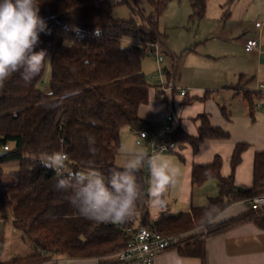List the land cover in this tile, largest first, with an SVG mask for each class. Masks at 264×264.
<instances>
[{
	"label": "trees",
	"instance_id": "trees-1",
	"mask_svg": "<svg viewBox=\"0 0 264 264\" xmlns=\"http://www.w3.org/2000/svg\"><path fill=\"white\" fill-rule=\"evenodd\" d=\"M171 1L40 0V16L51 34H40L36 51L47 52L46 62L31 81L26 82L17 73L0 88V150L3 151L0 174L4 164L19 163V170L14 173L17 182L0 184V219L7 218L9 212L14 229L31 244L34 253L0 264H43L56 257L109 258L127 246L130 236L124 229H134V218L138 219V226L163 235L191 233L178 248L179 253L207 264L205 238L194 233L203 225L204 210L216 206L220 215L234 203L264 195V151L254 157L252 187L235 185L236 169L249 148L245 143L235 146L227 177L221 174L220 156L212 163L193 167L194 186L217 180L219 194L208 205L194 206L177 215L163 211L157 220L150 215L147 167L137 173L143 189L137 213L120 225L73 218L76 210L67 199L70 193L55 187L58 177L69 173L98 171L107 176L110 169L122 167L116 160L125 129L153 131V124L143 123L139 117V108L149 101L153 87L143 71V61L151 56L149 44H163L159 20ZM145 2L150 9L142 6ZM207 3L208 0H190L192 23L206 17ZM119 5H126L131 16L115 17L114 8ZM96 29L100 31L99 37L94 35ZM48 62L52 73L49 90L44 91L39 84ZM166 71L175 79L168 67ZM240 91L253 105L258 94ZM221 112L229 119L227 107H222ZM197 120L200 121L197 136L177 128L157 137V144L190 145L196 154L206 140L230 138L227 131L213 126L206 114L199 115ZM88 136L95 138V154L89 151ZM55 152L68 156L64 173L59 174L41 163L46 155ZM244 222H253L264 230V209L249 208L237 217L208 225V236Z\"/></svg>",
	"mask_w": 264,
	"mask_h": 264
},
{
	"label": "crops",
	"instance_id": "crops-1",
	"mask_svg": "<svg viewBox=\"0 0 264 264\" xmlns=\"http://www.w3.org/2000/svg\"><path fill=\"white\" fill-rule=\"evenodd\" d=\"M211 2L208 0L203 21L210 19ZM241 2L244 4H241L243 7L237 13L234 24L235 10ZM232 5L234 8H231L232 12L230 11V60H226L223 65H217L214 59L221 56L226 58L227 47H223L219 54L218 51L214 53L209 51L210 54L198 60L197 67L200 68L196 76L199 79L198 84L187 85L191 88H185L188 90L186 96L173 93L167 100H160L157 97L159 87L154 85L150 90L149 101L139 108L141 121L153 124V132L162 126L167 116L173 115L174 120L171 123L173 129L181 128L190 135L197 136L200 128L197 117L206 114L213 126L220 127L230 134L227 140L204 141L196 154L190 145H186L180 152L172 151L179 157L182 156L180 158L183 166H180V176L176 185L168 191L169 198L174 199L176 203V209L171 210L167 202L166 208L170 214L187 212L194 206H206L211 198L219 194L215 179H210L200 186L193 185L194 166L212 163L216 156H220L223 160L221 174L227 177L231 173L230 162L235 146L239 143L248 144L249 148L244 152L242 162L236 169L234 182L238 188H250L253 185L254 157L256 153L264 151V94L260 90V85L264 84V0H235ZM259 22L262 23L261 27H257ZM249 39H258L261 42L259 50L252 54L245 50V43ZM167 54L170 57L168 68L175 74L177 80L180 59L169 52ZM238 87L239 89H236ZM240 89L248 90L254 95L258 94L253 98V105L244 98ZM223 93L232 95L230 105L225 97L221 98ZM224 106L229 112V119L222 115L221 108ZM164 135L165 132H160L159 137ZM134 139L130 128L123 131L119 155L129 154V147L132 142L134 143ZM168 158L172 162L175 161L173 157ZM174 190L176 193H173ZM248 209L246 201L234 203L217 217L215 223L237 217ZM165 210L150 205L151 218L157 220ZM15 231L12 219H0V248H3L5 241V248L11 244ZM205 241L207 264H264V230L253 222H244L221 233L207 236ZM11 254L10 249L8 252H1L0 262L10 260ZM53 263L98 264L95 258L61 257L54 258ZM156 264L203 263L199 258L181 255L178 249H170L158 256Z\"/></svg>",
	"mask_w": 264,
	"mask_h": 264
},
{
	"label": "clouds",
	"instance_id": "clouds-1",
	"mask_svg": "<svg viewBox=\"0 0 264 264\" xmlns=\"http://www.w3.org/2000/svg\"><path fill=\"white\" fill-rule=\"evenodd\" d=\"M40 0H0V88L19 73L26 82L37 76L47 59L45 50L36 51L40 34H51L40 16ZM94 35L100 36L96 29ZM89 151L95 154V138L88 136ZM67 154L55 152L46 155L41 163L60 172ZM147 167L150 179L147 196L149 204L164 209L167 193L180 176V169L167 157L144 150L128 154L122 167L109 170L107 176L98 171L69 173L58 177L56 189L69 192L67 196L76 210L73 218H84L97 224L120 225L134 218L143 189L137 173ZM219 210L210 206L203 212V225L216 222Z\"/></svg>",
	"mask_w": 264,
	"mask_h": 264
},
{
	"label": "rangeland",
	"instance_id": "rangeland-1",
	"mask_svg": "<svg viewBox=\"0 0 264 264\" xmlns=\"http://www.w3.org/2000/svg\"><path fill=\"white\" fill-rule=\"evenodd\" d=\"M211 1V7L209 11L210 19H207L206 21L202 20L198 24H194L190 21V0L171 1L160 17L159 30L164 36L163 44H161V48L164 51L165 57L164 65L166 67H169L170 65V57L166 54L167 51L180 59V68L178 72L179 78L176 80V86L179 90L181 88L185 89L186 87L190 89L191 87L187 85L198 84L199 79L196 76L199 73L198 70H200V68L197 67V62L200 58H203V56L210 54L209 51L212 53L218 51L217 53L219 54L223 50V47H227L228 56L226 58L221 56V58L214 59L217 65H223L225 64L226 60H230V11L232 12L231 8H234V5H232L234 2L230 3V0ZM242 2L235 10L234 24H236L237 13L241 11L243 7L241 4L244 3ZM142 6L146 9H150L146 2L142 3ZM113 14L118 18H128L131 16V11L126 5H119L114 8ZM143 70L146 74L148 82L152 86L161 84L160 74L158 72L154 57L149 56L144 59ZM51 73V64L48 62L44 77L39 84L40 88L44 91L49 90ZM179 90L175 93L179 94ZM223 97L227 99L228 105H230L232 95L230 93H223L221 98L223 99ZM160 132H165L164 121L162 126L155 132H148V139L144 140L141 145H138L136 141L138 135L136 132L134 133L131 131L132 135L135 137V141L134 143L132 142L131 146L129 147V154L137 150H144L150 154L153 145L157 143V137H159ZM185 146L186 145L177 146V150L180 152L185 148ZM1 153H3L2 150H0V154ZM158 153L167 158L173 157L175 160L173 163L179 169L180 166H183V161L177 154L172 153L171 151ZM127 158V154H120L117 157V164L123 166ZM18 170V162H8L4 164L2 166V173L0 174V184L14 185L17 182L14 173ZM173 193H176V190H174ZM167 202L169 203V209H176V203L174 202V199L169 198L168 193ZM165 209V211L169 210L168 208ZM7 219H12L9 212ZM5 247L6 241L3 244V248H0V253L3 251L8 252V249H10V253H12L11 258L16 256L26 257L33 253L34 250L29 242L23 240L22 234L19 231H15V235L12 237L11 244L7 248ZM53 260L43 264H54Z\"/></svg>",
	"mask_w": 264,
	"mask_h": 264
},
{
	"label": "built area",
	"instance_id": "built-area-1",
	"mask_svg": "<svg viewBox=\"0 0 264 264\" xmlns=\"http://www.w3.org/2000/svg\"><path fill=\"white\" fill-rule=\"evenodd\" d=\"M262 23H257V27H261ZM261 46V42L258 39H249L245 43V50L247 53L252 54L259 50ZM150 47V55L155 58L157 69L160 74L161 84L159 85L158 90V99L167 100L170 94L178 91V87L176 86V80L170 78L166 71L165 57L164 51L161 48L160 43H152L149 44ZM260 90L264 94V84L260 85ZM180 96L184 97L188 94L187 89L179 90ZM174 120L173 115H169L166 117L164 121V131L165 133L171 132L172 121ZM133 132L137 133V144L141 145L142 142L148 139L147 131H137L133 129ZM8 150V147L4 148ZM177 150V145L170 144L168 145H158L157 143L153 145L151 150L152 154H156L158 152H166V151H175ZM65 172L64 168L58 172L59 174ZM249 208L254 210H262L264 209V195L255 196L249 200H247ZM133 223L135 225L134 229H124V233L129 234L130 238L127 243V246L116 254L110 256L109 258H95L98 264H156L158 256L167 250L170 249H178L183 246V241L189 236L191 233H183V234H173V235H163L156 230L149 229L147 227L138 226V219H133ZM195 234H198L200 238H206L208 236V229L206 226H202L194 231ZM69 259V258H67Z\"/></svg>",
	"mask_w": 264,
	"mask_h": 264
}]
</instances>
